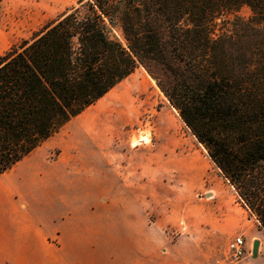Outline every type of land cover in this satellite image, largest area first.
<instances>
[{"label":"trees","instance_id":"1","mask_svg":"<svg viewBox=\"0 0 264 264\" xmlns=\"http://www.w3.org/2000/svg\"><path fill=\"white\" fill-rule=\"evenodd\" d=\"M79 4L0 53V176L142 67L264 233V0Z\"/></svg>","mask_w":264,"mask_h":264},{"label":"crops","instance_id":"2","mask_svg":"<svg viewBox=\"0 0 264 264\" xmlns=\"http://www.w3.org/2000/svg\"><path fill=\"white\" fill-rule=\"evenodd\" d=\"M6 41L0 32V48ZM170 110L163 103L162 121ZM111 111V117H126L124 110L106 108L103 120L84 125V114L54 159L35 163L30 157L0 176V264H154V241L162 235L148 223L146 209L153 201L154 175L169 169L167 144H158L155 157L150 150L129 151L114 136ZM76 127L82 136L74 133ZM173 146L187 148L183 142ZM214 227L220 232L214 239L232 234L230 228ZM232 264H264V244L255 258Z\"/></svg>","mask_w":264,"mask_h":264},{"label":"rangeland","instance_id":"3","mask_svg":"<svg viewBox=\"0 0 264 264\" xmlns=\"http://www.w3.org/2000/svg\"><path fill=\"white\" fill-rule=\"evenodd\" d=\"M80 1L84 3L88 0H0V32L7 38L0 53L11 45L31 39L65 12L77 8ZM235 15L246 20L250 11L242 7ZM110 91L106 96L109 99L107 102L105 99L104 103L97 101L90 107L99 104L98 107L92 110L87 108L20 162L24 163L30 157L35 158V163L54 159L57 147L70 134L71 126L84 114L81 124L94 118L92 125L104 119L106 108L124 110V118L119 113L111 117L112 111L109 115L116 125L114 136L126 142L129 151L138 148L150 150L155 157L158 144H167L165 155L169 169L163 174L154 175L153 201L146 209L148 223L162 235V239L154 241L157 254L154 264H215V261H224L228 244L237 237L244 241L243 259L252 256L253 243L258 241L264 244L263 231L175 110L172 108L163 116L164 121L161 120L159 111L163 103H169L155 80L142 67H137L133 74ZM77 129L73 130L74 133L82 136ZM143 136L149 137L147 143L133 144ZM179 142L186 143L187 148H174L173 145ZM20 162L6 174L16 171ZM177 162H181L180 168L174 165ZM208 193L213 194L211 199ZM214 225L230 228L231 236L225 240L214 239L215 235H220ZM237 230L241 232L235 234Z\"/></svg>","mask_w":264,"mask_h":264},{"label":"built area","instance_id":"4","mask_svg":"<svg viewBox=\"0 0 264 264\" xmlns=\"http://www.w3.org/2000/svg\"><path fill=\"white\" fill-rule=\"evenodd\" d=\"M244 254V241L241 237H237L228 244L224 262L228 264L236 263L243 259Z\"/></svg>","mask_w":264,"mask_h":264},{"label":"bare ground","instance_id":"5","mask_svg":"<svg viewBox=\"0 0 264 264\" xmlns=\"http://www.w3.org/2000/svg\"><path fill=\"white\" fill-rule=\"evenodd\" d=\"M141 136H142V134H141ZM149 141V137L148 136H143V137H141L140 139H137V141H134L133 142V144H140L141 143V145H142V143L144 142V143H147ZM138 144V145H139ZM145 145V144H144ZM209 194V193H208ZM209 199H211L212 198V194H209Z\"/></svg>","mask_w":264,"mask_h":264},{"label":"water","instance_id":"6","mask_svg":"<svg viewBox=\"0 0 264 264\" xmlns=\"http://www.w3.org/2000/svg\"><path fill=\"white\" fill-rule=\"evenodd\" d=\"M258 246H259L258 241H255L253 243V248H252V251H251V254H252L253 258H255L257 256Z\"/></svg>","mask_w":264,"mask_h":264}]
</instances>
